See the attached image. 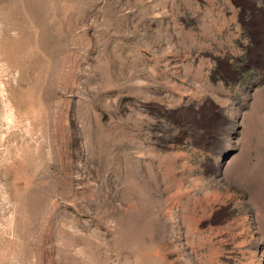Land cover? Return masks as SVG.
Instances as JSON below:
<instances>
[{
    "label": "rangeland",
    "instance_id": "374dc122",
    "mask_svg": "<svg viewBox=\"0 0 264 264\" xmlns=\"http://www.w3.org/2000/svg\"><path fill=\"white\" fill-rule=\"evenodd\" d=\"M0 264H264V0H0Z\"/></svg>",
    "mask_w": 264,
    "mask_h": 264
}]
</instances>
